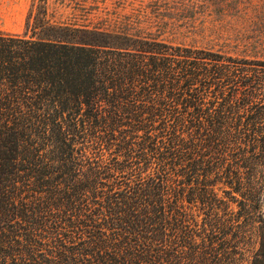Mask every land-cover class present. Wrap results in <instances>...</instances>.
Instances as JSON below:
<instances>
[{"label": "trees", "instance_id": "16d2710c", "mask_svg": "<svg viewBox=\"0 0 264 264\" xmlns=\"http://www.w3.org/2000/svg\"><path fill=\"white\" fill-rule=\"evenodd\" d=\"M237 2L259 33L216 48L168 0L0 29V264H264V0Z\"/></svg>", "mask_w": 264, "mask_h": 264}, {"label": "rangeland", "instance_id": "374dc122", "mask_svg": "<svg viewBox=\"0 0 264 264\" xmlns=\"http://www.w3.org/2000/svg\"><path fill=\"white\" fill-rule=\"evenodd\" d=\"M33 0H0V29L22 32L25 29V18ZM96 1V2H95ZM114 0H49L50 9L54 16L60 19L73 18L80 12L78 6L98 4L99 9L114 8ZM125 9L136 7L142 1L148 0H124ZM173 6V12L177 15L178 22L184 20L186 25L180 30H186L184 34L176 32L172 39L193 42L199 45L218 47L221 39L215 38L218 32L231 34L259 33L257 24H251L248 16L254 17L252 7H244L237 0H168ZM260 2V1H259ZM186 4V5H185ZM258 5V4H257ZM120 8H118L119 10ZM262 6L257 9V12ZM254 30H251L250 27ZM255 36V35H254ZM256 38V36H255ZM240 52V51H239ZM244 53V52H241ZM247 53H255L248 51Z\"/></svg>", "mask_w": 264, "mask_h": 264}]
</instances>
